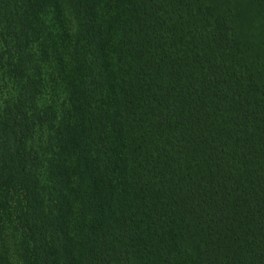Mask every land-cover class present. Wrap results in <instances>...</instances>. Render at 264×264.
Returning <instances> with one entry per match:
<instances>
[{
  "label": "trees",
  "instance_id": "obj_1",
  "mask_svg": "<svg viewBox=\"0 0 264 264\" xmlns=\"http://www.w3.org/2000/svg\"><path fill=\"white\" fill-rule=\"evenodd\" d=\"M0 264H264V0H0Z\"/></svg>",
  "mask_w": 264,
  "mask_h": 264
}]
</instances>
